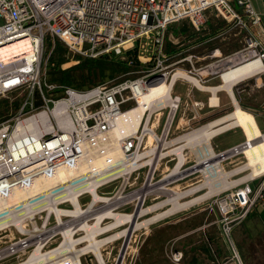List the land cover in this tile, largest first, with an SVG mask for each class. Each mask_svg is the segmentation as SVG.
I'll list each match as a JSON object with an SVG mask.
<instances>
[{"label":"built area","instance_id":"obj_1","mask_svg":"<svg viewBox=\"0 0 264 264\" xmlns=\"http://www.w3.org/2000/svg\"><path fill=\"white\" fill-rule=\"evenodd\" d=\"M207 12L245 31V42L251 48L248 57L264 63L262 16L251 0H0V49L23 39L29 46L27 55L8 59L0 55V98L9 94L21 98L17 110L0 119V235L6 230L12 236L17 219L31 224L40 217L46 224L53 216L57 222L54 209L72 211L77 205L82 213L114 211L134 199L129 197L138 188L126 191V186L131 177L138 178L143 167L147 171L141 186L147 179L152 182L157 167L151 170L149 158L155 153L135 159L146 147L147 131L142 127L121 138L124 158L104 168H91L94 157L107 138L103 134L112 132L115 118L127 109L128 98L123 93L130 90L136 102L131 85L138 83L141 91L146 90L157 78L145 73L149 62L157 67L168 58L164 46L167 29L188 19L199 30ZM48 41L52 44L45 57ZM56 41L83 58L111 54L130 60L126 51L135 49L141 74L133 80L84 89L48 81V58ZM51 66L60 68L58 63ZM187 71L194 74L195 67ZM258 74L264 75V65ZM181 78L185 79L178 76ZM174 99L178 103L180 96ZM91 181L97 182L93 191L99 199L94 202L88 188ZM17 194L16 200H9ZM82 197L88 199L80 202ZM258 203L264 204V173L256 183H245L214 199L219 227L237 264L243 262L231 230ZM72 217L61 215L67 222ZM181 257L178 251L172 252V260L179 262Z\"/></svg>","mask_w":264,"mask_h":264},{"label":"rangeland","instance_id":"obj_2","mask_svg":"<svg viewBox=\"0 0 264 264\" xmlns=\"http://www.w3.org/2000/svg\"><path fill=\"white\" fill-rule=\"evenodd\" d=\"M245 34V31L211 12L206 13V20L199 30L195 29L188 19L181 20L171 25L166 31V40L164 46L166 45V41H168L169 44L167 47L171 49L170 52H165L166 55L168 54V58H166L165 61H163V63L157 67L152 64L153 62H149L147 65L149 71L147 70L145 74H156L158 75L156 77L160 78L162 74L169 76L177 69L188 70L193 65L195 67V76L199 78L201 76L203 78L202 81L205 84H218L221 81L219 73L226 66L227 59L230 57H235V60L233 61L236 62L238 59L241 61L248 57V53L251 48H249L245 42ZM51 44L52 43L48 41V43L45 45V57L51 48ZM58 46L59 41H56V49L48 58V73L45 77L48 81L51 80L50 73L56 69L55 66H51V63L57 64L55 53L58 49ZM217 49L220 51V54L212 56ZM64 55L67 57V60L58 64L60 67L59 70L75 65L76 63L80 62L81 58H83L80 55L69 51L67 48ZM106 56H108V58H115L118 60L123 59L119 56L111 54ZM66 62L69 63L64 65ZM140 69V65L138 67H130L127 71L117 72L115 74L116 76L112 80H105V82L101 83L108 84L111 82V84H113L120 81H125L126 79L133 80L141 74L139 71ZM57 70L58 69L55 70L56 76L59 75ZM77 73L78 71H76V74ZM233 92L239 105L244 109L251 111L256 116L258 124H264V110L261 111V109H264V75L256 74L240 81L233 86ZM123 94L128 98V102L124 104V108L135 105L136 102L134 99H132L130 90H126ZM210 94L211 93L208 91L197 88L187 79L181 78L177 79L175 82L172 96L174 98L175 95H179L180 99L172 121L169 124L167 134L164 136L165 140L168 141V144L159 148L161 156L157 159V168L152 180V182H155L152 188L156 186L158 192L154 191L150 193V195L146 196L144 202L145 206L162 202L168 196L172 195V192L174 191H185L205 182V177L199 170L200 164H197L194 167L193 165L196 164L201 158L202 154L206 152V150L204 151V149H206V145L201 141L199 142L196 140L187 142L185 136L193 132L197 127L230 111L233 108L231 98L225 90L218 91V97L220 100L218 106L213 107L209 105L208 98ZM20 101L21 98L15 94H9L7 97L0 98V119L10 117L17 110ZM164 108L154 109L149 117L145 115L141 127L143 128L146 122V126L154 125V129L161 136L162 131L165 128L170 110L168 106ZM227 108L230 109L227 110ZM159 112L161 113L158 114ZM174 129L178 130L173 132ZM175 136L182 137V140L180 141L186 144L185 147L180 150L183 157L182 162L178 166V171L180 173L178 172L173 174V171L180 160L178 150L173 149L177 146V143H173ZM243 140L244 135L242 130L239 127H234L211 138V145L213 150L219 154L220 151L235 144H239ZM225 154V158L222 157L224 154L221 155V165L226 172H229V176H214L210 181L211 184L208 183L198 191L180 198L181 201H185L193 196L203 194L207 191L210 192V195L205 196L190 206L153 220L148 224L147 227L142 226L135 230L131 229L128 242L129 247L126 248L121 264H172V253L170 251V246L175 234L181 232V228L186 227V224L199 223L205 218L208 221L215 220V222L217 221L218 223V214L216 217L217 219H215V215L213 213V209H215L213 204L214 199H216V197H218L223 192L228 193L229 191H232L244 185L245 183L254 184L259 180L262 174L259 176H249L243 178V176L248 174V170H245L244 172L234 171L240 165L244 164L246 160L242 153H232L230 148L225 152ZM146 171L147 167H143L138 178L134 179L131 177L129 179V183L126 186V191L142 187L141 184L144 180ZM229 183L232 185H229ZM115 184L119 185L120 180L116 181ZM161 186L168 187L172 191L162 190L160 189ZM216 186H218V189L220 190H218ZM111 188L112 185L103 189H99L98 192L101 190H109ZM132 198L134 199L130 203L119 207L118 209L114 210V212L119 211L133 213L136 209L134 204L136 198L134 196ZM87 199L88 197H82L80 198V202H85ZM169 207L170 204L167 203L158 206L155 211L153 210V212L147 214L146 217L142 216L138 220L141 221L144 218H148L155 213L166 210ZM245 219L246 216L242 221ZM112 220V218H105V220L102 222V225L108 224L112 222ZM92 221L93 220H90L89 222ZM36 222L41 227L45 224L40 217H36ZM241 222L238 224H241ZM175 223L179 224L178 229ZM57 224L58 223L53 219V216H51L45 225L47 229H51ZM238 224L233 226L230 236L233 239L236 250L238 251L243 264H245L239 252L237 242L235 241L234 228ZM126 225L127 223L112 229L110 232L107 231L105 233H99L97 235L98 239H102L108 233L123 228ZM28 226L29 229H32L34 222L31 224L28 223ZM13 230L14 235L12 236L6 235L10 234V232L6 230L0 235V264H18L19 262L26 261L33 255L36 249L34 245L35 243H29L30 245H28L26 242L27 234H23L15 228H13ZM54 230L51 229L46 234L48 235L49 232H53ZM83 234V232L79 231V233H76L75 238H79V236ZM220 234L221 237L224 238L221 229ZM123 239L124 237H118L117 239L102 246L103 256L107 264H115ZM43 240H46L45 242H47L42 252L45 254L59 247L63 241V237L62 234L57 230L56 233H53L51 236H48ZM15 242L16 244L20 245V247H17V249L14 247L16 245ZM86 244V240H80L77 242V249H81L82 247L86 246ZM226 244H228L227 241ZM224 256H227L225 259H230V264H237L236 259L232 256L230 248L227 249ZM80 258L83 264H97L94 255L90 251L82 253ZM250 264L264 263L254 259Z\"/></svg>","mask_w":264,"mask_h":264},{"label":"bare ground","instance_id":"obj_3","mask_svg":"<svg viewBox=\"0 0 264 264\" xmlns=\"http://www.w3.org/2000/svg\"><path fill=\"white\" fill-rule=\"evenodd\" d=\"M0 52V55L3 59H8L9 57L18 55L20 53H24L23 55H27L29 53L27 39L8 44L2 47L0 49ZM219 54L220 51L217 49L215 51V55ZM233 60H235V57H230L226 60V66L219 73L221 81L220 83L214 85L205 84L202 80L199 79V77L195 76V74L189 73L185 69H177L169 76L162 75L160 78H156L154 81L147 85L146 90L141 91L139 84L133 83L131 85V88L136 94V103L135 105L127 108L124 112H122L115 118L116 125L112 132L110 131L106 134H103L107 138L105 141H102L103 147H101V152L98 153L96 157H94L95 164L91 167L104 168L112 162L114 163L116 160L124 158V149L121 146V138L135 133L137 129H140L145 115L149 117L154 109H161L168 106L170 110L163 135L160 136L156 132V130L154 129V125L146 126V122L143 127V129L147 131L146 147L142 153H138L137 155H135V159H139L144 154L152 155L153 153H155L153 159L150 157L149 160H152L151 170L153 169V167H155V165L157 167V159L161 156L159 148L168 144V141L165 140L164 136L168 131L169 124L171 123L175 110L178 107L177 100L172 96L173 86L177 81L178 76H181L190 81L197 88L211 93L208 98V103L210 106L214 107L219 105L220 100L218 97V91L220 90H225L228 93L233 105V108L229 112L208 121L207 123L197 127L193 132L185 136L187 142L196 140L199 142L201 141L206 145V149H204V151L206 150V152L202 154L201 158L197 162L198 164H200L199 170L201 171V173H203L205 182L185 191H174L172 192V195L168 196L162 202L145 206L144 203H142L144 195L148 194L149 192H158L156 186L152 188L155 182H149V179H147L143 187L138 188L136 192H133V194L130 196V198H132L133 196L136 199L138 198L136 210L133 213L119 211L114 212L109 209L94 213H82L77 205L76 209L72 211L54 209L53 212L58 224L55 225V227L51 228L53 230H56H54L53 232H49L48 235L46 233L51 229H47L46 225H42L41 227L35 222L33 228L29 229L28 223H26L24 220L21 221L20 219H17L14 221L17 230H19L23 234H27L26 242L28 243V245H30L29 243H35L34 245L36 247L33 255L28 260L19 262L18 264H83L80 258L81 254L89 251L94 255L97 264H107L102 252V246L104 244L113 241L118 237L130 238L131 229L135 230L142 226L147 227L148 224L151 223V221L161 218L174 211L184 209L195 203L196 201L204 198L205 196L210 195V192L207 191L203 194L193 196L185 201L180 200V198H182L183 196L198 191L204 185L208 183L211 184L210 181L214 176L222 177L229 174V172H226L221 165V155L224 154L222 157L225 158V152L230 148L232 153H242L246 159L245 162L243 161L244 164L240 165L234 170L235 172H244L245 170H248V174L243 176V178L249 176H259L264 173V132L260 130L254 114L239 105L233 92V86L235 84L248 77L258 74L262 70V65H264V63H262L261 59H259L258 57H247L241 61H239L238 59V61L236 62H234ZM57 111V108L53 110L54 113H56ZM61 111H63L62 108ZM160 113L161 112H159L158 114ZM27 123L30 124L31 121H28ZM234 127H239L242 130L244 140L239 144L233 145L225 150L220 151L219 154L216 153L211 145V138ZM181 149V147L178 149L180 160L175 170L173 171V174L179 172L178 166L183 159L180 151ZM96 183V181H91V185L89 184L88 186V188L92 190L91 192L93 195V202L99 199L98 193L96 191H93V186ZM229 185L232 184L229 183ZM216 187L218 189V186ZM160 189L172 191L170 188L165 186H161ZM18 197L19 194L12 196L9 200L14 201ZM93 202H91L89 205L91 206ZM166 203L170 204V207L166 210L155 213L154 215L148 218H144L141 221L138 220L142 216L146 217L147 214L153 212V210L155 211L158 206ZM63 214L74 216V218L72 217V220H74H70L71 222L63 221V219L61 218V215ZM107 217L112 218V222L102 225V222ZM89 219L93 221L89 222ZM126 223L127 225L123 228L112 231L111 233H108L106 236H104V238L98 239L97 235L99 233H105L107 231L110 232L112 229ZM10 230L13 231L12 229ZM57 230L62 234V243L59 247L49 251L48 253H42L43 249L45 248V244L47 243L45 242L46 240L43 239H46L48 236L56 233ZM79 231L83 232L84 234L79 236V238H75L76 233H79ZM80 240H86L87 244L81 249H77V242H79ZM14 247H16L15 249H17V247H20V245L16 244ZM127 247H129V244H127Z\"/></svg>","mask_w":264,"mask_h":264},{"label":"crops","instance_id":"obj_4","mask_svg":"<svg viewBox=\"0 0 264 264\" xmlns=\"http://www.w3.org/2000/svg\"><path fill=\"white\" fill-rule=\"evenodd\" d=\"M251 3L255 11L262 16V26H264V0H251ZM254 117L256 119L255 115ZM258 126L264 132V124ZM177 130L174 129L173 132ZM180 140L182 137L175 136L173 143H177V146L173 149L185 147L186 143ZM213 213L217 219L215 209ZM175 225L178 229L179 224L175 223ZM181 229V232L175 234L170 251L171 253L178 251L182 257L179 262L171 259L172 264H230V259H225L227 256H224L229 247L221 237L217 221H208L205 218L196 224H186V227ZM234 229L235 241L245 264H250L254 259L264 263V204L258 203L252 207L246 219Z\"/></svg>","mask_w":264,"mask_h":264},{"label":"trees","instance_id":"obj_5","mask_svg":"<svg viewBox=\"0 0 264 264\" xmlns=\"http://www.w3.org/2000/svg\"><path fill=\"white\" fill-rule=\"evenodd\" d=\"M168 44V41H166V52L171 51V49L167 47ZM65 52L66 46H64V44L59 41V46L55 53L56 63L59 64L67 60V57L64 55ZM126 54L129 58H131L130 60H118L115 58H108V56L97 58H81L80 62L76 63L75 65H72L66 69L57 70L59 72L58 76L55 75L56 69H54L50 73V79L51 81H57L78 89H84L101 82H105V80H112L116 76L115 74L117 72H124L130 67H138L140 65V62L136 58L135 49L127 50ZM68 63L69 62H66L64 65ZM76 71H78L77 74ZM229 109L230 108H227V110Z\"/></svg>","mask_w":264,"mask_h":264},{"label":"water","instance_id":"obj_6","mask_svg":"<svg viewBox=\"0 0 264 264\" xmlns=\"http://www.w3.org/2000/svg\"><path fill=\"white\" fill-rule=\"evenodd\" d=\"M197 164L198 163L194 164L193 167L196 166ZM128 241H129V237H124L122 245H121L119 253H118V256L116 258L115 264H121L122 257H123V255H124V253L126 251Z\"/></svg>","mask_w":264,"mask_h":264}]
</instances>
